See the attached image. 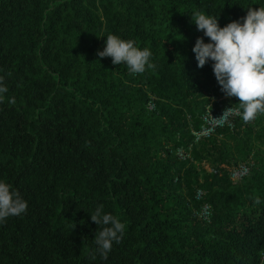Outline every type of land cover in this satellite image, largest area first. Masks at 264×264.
Returning a JSON list of instances; mask_svg holds the SVG:
<instances>
[{
    "label": "trees",
    "instance_id": "obj_1",
    "mask_svg": "<svg viewBox=\"0 0 264 264\" xmlns=\"http://www.w3.org/2000/svg\"><path fill=\"white\" fill-rule=\"evenodd\" d=\"M260 6L0 0V180L28 203L0 222V264H261L264 128L236 116L198 137L210 112L242 109L211 60L198 67L192 20L202 11L223 27ZM108 34L150 50L154 67L131 74L99 57ZM240 161L251 170L233 182ZM99 205L125 225L107 259Z\"/></svg>",
    "mask_w": 264,
    "mask_h": 264
},
{
    "label": "clouds",
    "instance_id": "obj_2",
    "mask_svg": "<svg viewBox=\"0 0 264 264\" xmlns=\"http://www.w3.org/2000/svg\"><path fill=\"white\" fill-rule=\"evenodd\" d=\"M192 20L204 36L198 37L193 47L198 67H204L211 60L214 75L227 97H236L242 109L245 123L252 122L258 115H264V6L249 7L246 16L233 20L221 27L218 18L195 11ZM242 21V22H241ZM99 57H111L113 64H126L131 74L153 68L151 52L140 49L131 40L108 34L106 46L98 51ZM0 77V94L7 92ZM0 95V100H2ZM9 103L14 104L15 99ZM261 203L254 197V204ZM28 203L18 190L0 180V222L9 216H19L27 211ZM91 219L100 226L95 236L100 254L107 259L113 241L122 242L125 225L112 214L103 212V205L91 213ZM95 259V257H93ZM261 264H264L262 259Z\"/></svg>",
    "mask_w": 264,
    "mask_h": 264
},
{
    "label": "built area",
    "instance_id": "obj_3",
    "mask_svg": "<svg viewBox=\"0 0 264 264\" xmlns=\"http://www.w3.org/2000/svg\"><path fill=\"white\" fill-rule=\"evenodd\" d=\"M236 116H242V111L238 107H227L219 114H214L213 112H210L208 116H206V125L202 132L198 134V137L200 136H209L214 133L215 129L218 126H222L226 123H231V120H233ZM181 156H184L183 153H179ZM243 176L247 175L249 172H247V168L245 171L242 172ZM236 175V172L233 174ZM243 176L237 177L236 181L240 180ZM206 213H207V207Z\"/></svg>",
    "mask_w": 264,
    "mask_h": 264
},
{
    "label": "rangeland",
    "instance_id": "obj_4",
    "mask_svg": "<svg viewBox=\"0 0 264 264\" xmlns=\"http://www.w3.org/2000/svg\"><path fill=\"white\" fill-rule=\"evenodd\" d=\"M207 96H208V98H211L212 101H219L220 100L219 98H215L214 95L213 94L211 95L210 93H207ZM239 120H240V122H241V120L243 121L242 116L240 117ZM243 123H245V122L243 121ZM250 123L255 124L253 129H257V128L259 129V128H262V127L264 128V119H260L259 120L258 116L256 117V119L254 121L249 122L248 124H250ZM250 164L251 163H248V162L246 163V162L240 161L238 164H236L234 166V169L231 172V178H232L233 182H236V178L237 177L243 176L242 172L245 171L246 168H247V172H250V170H251V165ZM235 172H236V175L234 176L233 174ZM203 212L206 213V209Z\"/></svg>",
    "mask_w": 264,
    "mask_h": 264
}]
</instances>
